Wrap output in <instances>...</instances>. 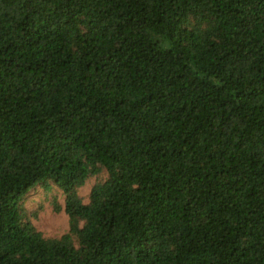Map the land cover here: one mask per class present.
Masks as SVG:
<instances>
[{
    "label": "trees",
    "instance_id": "16d2710c",
    "mask_svg": "<svg viewBox=\"0 0 264 264\" xmlns=\"http://www.w3.org/2000/svg\"><path fill=\"white\" fill-rule=\"evenodd\" d=\"M0 264H264V0H0Z\"/></svg>",
    "mask_w": 264,
    "mask_h": 264
},
{
    "label": "rangeland",
    "instance_id": "374dc122",
    "mask_svg": "<svg viewBox=\"0 0 264 264\" xmlns=\"http://www.w3.org/2000/svg\"><path fill=\"white\" fill-rule=\"evenodd\" d=\"M103 178V173L93 175L78 189V195L83 202L88 201L92 186ZM63 199L60 188L55 183L49 182L46 185H35L20 203L25 215L42 235L46 238H54L64 234L68 229V217L62 209ZM54 202L60 205L59 211L54 210Z\"/></svg>",
    "mask_w": 264,
    "mask_h": 264
}]
</instances>
